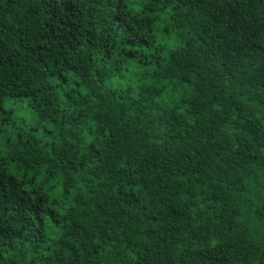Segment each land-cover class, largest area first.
<instances>
[{
	"label": "trees",
	"instance_id": "obj_1",
	"mask_svg": "<svg viewBox=\"0 0 264 264\" xmlns=\"http://www.w3.org/2000/svg\"><path fill=\"white\" fill-rule=\"evenodd\" d=\"M0 264H264V0H0Z\"/></svg>",
	"mask_w": 264,
	"mask_h": 264
}]
</instances>
